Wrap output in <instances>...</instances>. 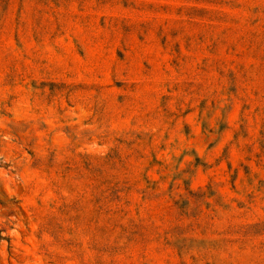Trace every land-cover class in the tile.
I'll list each match as a JSON object with an SVG mask.
<instances>
[{
	"label": "rangeland",
	"instance_id": "1",
	"mask_svg": "<svg viewBox=\"0 0 264 264\" xmlns=\"http://www.w3.org/2000/svg\"><path fill=\"white\" fill-rule=\"evenodd\" d=\"M0 264H264V0H0Z\"/></svg>",
	"mask_w": 264,
	"mask_h": 264
}]
</instances>
